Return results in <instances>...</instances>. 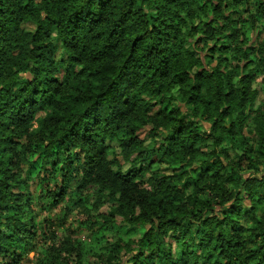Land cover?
<instances>
[{
	"label": "clouds",
	"instance_id": "clouds-1",
	"mask_svg": "<svg viewBox=\"0 0 264 264\" xmlns=\"http://www.w3.org/2000/svg\"><path fill=\"white\" fill-rule=\"evenodd\" d=\"M0 264H264V0H0Z\"/></svg>",
	"mask_w": 264,
	"mask_h": 264
}]
</instances>
